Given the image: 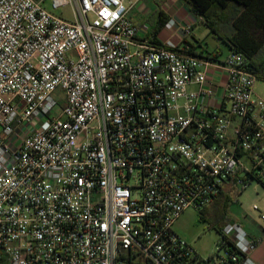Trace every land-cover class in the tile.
<instances>
[{
	"label": "built area",
	"instance_id": "built-area-1",
	"mask_svg": "<svg viewBox=\"0 0 264 264\" xmlns=\"http://www.w3.org/2000/svg\"><path fill=\"white\" fill-rule=\"evenodd\" d=\"M44 1L0 0V259L210 264L174 225L226 187H264V97L249 60L153 45L128 16L142 0H51L73 5V22ZM198 18L163 28L182 41ZM221 235L217 264H256L240 223Z\"/></svg>",
	"mask_w": 264,
	"mask_h": 264
},
{
	"label": "rangeland",
	"instance_id": "rangeland-1",
	"mask_svg": "<svg viewBox=\"0 0 264 264\" xmlns=\"http://www.w3.org/2000/svg\"><path fill=\"white\" fill-rule=\"evenodd\" d=\"M163 2L164 0H147L143 6L151 5L154 9L155 6L160 7ZM43 7L56 17L69 22L74 21V7L71 4L54 10L51 7V0H45ZM222 32L218 30L221 36H223ZM193 33L197 39L203 40L207 50L213 51L216 47L221 48L220 60L228 55V49L223 44V40L215 33L212 32V34L205 24H199ZM188 37L190 38V35ZM197 54H200V51H197ZM254 91L260 97H264V81L256 80ZM54 97L60 106L65 104L64 92L59 88L54 93ZM232 193L234 202L219 204L214 201L215 197L202 211L194 208L187 209L174 225L175 233L185 240L202 260L209 259L210 264H217L221 258L225 257L224 249L219 244L220 234L218 232L224 222H238L247 233L255 234V231H258L264 235V221L260 219V214L264 213V187L257 182H251L245 190ZM253 205H257L259 210H253Z\"/></svg>",
	"mask_w": 264,
	"mask_h": 264
},
{
	"label": "trees",
	"instance_id": "trees-1",
	"mask_svg": "<svg viewBox=\"0 0 264 264\" xmlns=\"http://www.w3.org/2000/svg\"><path fill=\"white\" fill-rule=\"evenodd\" d=\"M194 17L203 19V23L228 45L229 51L243 53L249 60V67L257 80L264 81V0H181ZM167 16L157 12V23L149 38L155 35L167 22ZM226 27V30H224ZM223 33L221 36L218 33ZM159 46L160 43L153 42ZM193 48L186 51L193 53ZM213 56V54H211ZM210 55V56H211ZM213 58H217L213 56ZM229 188H224L216 196L215 202L229 204L234 202ZM229 222H224L218 232L219 244L224 243L222 228ZM228 244V243H227ZM231 248V245L228 244ZM0 263L6 262L0 259ZM226 264V263H225ZM228 264V263H227Z\"/></svg>",
	"mask_w": 264,
	"mask_h": 264
},
{
	"label": "crops",
	"instance_id": "crops-1",
	"mask_svg": "<svg viewBox=\"0 0 264 264\" xmlns=\"http://www.w3.org/2000/svg\"><path fill=\"white\" fill-rule=\"evenodd\" d=\"M144 2L147 3V0H142L139 3L135 4L133 6L129 13L128 16L131 20H133L134 23L141 25L142 23L147 24L148 27V33H152L154 27L156 26L157 23V12H162L167 16V21L169 19H174L176 22V27L179 25H182L183 23L189 21L191 19V13L187 9V7L183 4L181 0H164L163 4L160 5V7H156L153 9L151 5H146L143 6ZM149 4V3H148ZM198 18V17H197ZM199 24H204L202 18H198L197 22L194 23L192 26V31L190 34V38L187 37L184 40H180V38L174 34L172 31H165L164 28L162 27L161 30L155 35L154 40H151L149 37L148 39L150 40L151 43L153 42H158L162 43L165 41L167 38H172L178 45L179 47H187L188 50L190 48H193V53L194 55L197 56H206V55H211L219 58V56L222 54V50L219 47H216L213 51L207 50L206 47H204L203 40L197 39L195 37V34L193 33ZM206 26V25H205ZM152 29V31L150 30ZM174 31V30H173ZM211 32V30H210ZM212 33V32H211ZM213 34V33H212ZM144 37L143 34H138V38L142 39ZM223 44L225 47L228 49L227 43L223 41ZM197 51H200V54H197ZM229 52V49H228ZM190 87H194L191 85ZM248 234L256 239L258 241L256 249L253 251L251 254V258L256 264H264V235L260 234V232L255 231V234H252L251 232Z\"/></svg>",
	"mask_w": 264,
	"mask_h": 264
}]
</instances>
